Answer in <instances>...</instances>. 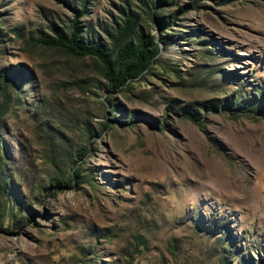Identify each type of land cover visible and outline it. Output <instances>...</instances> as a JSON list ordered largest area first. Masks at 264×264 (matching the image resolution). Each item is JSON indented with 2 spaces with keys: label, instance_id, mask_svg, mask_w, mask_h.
I'll use <instances>...</instances> for the list:
<instances>
[{
  "label": "rangeland",
  "instance_id": "374dc122",
  "mask_svg": "<svg viewBox=\"0 0 264 264\" xmlns=\"http://www.w3.org/2000/svg\"><path fill=\"white\" fill-rule=\"evenodd\" d=\"M191 1L141 21L173 39L107 92L92 59L26 42L69 23L62 0H0V264H264V119L223 105L264 108V0ZM90 2L96 32L121 0Z\"/></svg>",
  "mask_w": 264,
  "mask_h": 264
},
{
  "label": "trees",
  "instance_id": "16d2710c",
  "mask_svg": "<svg viewBox=\"0 0 264 264\" xmlns=\"http://www.w3.org/2000/svg\"><path fill=\"white\" fill-rule=\"evenodd\" d=\"M174 1L176 0H121L116 6V13L110 14L107 22L96 23L97 31L90 32L78 20L79 17L87 14V5L91 3L90 0H62L73 12L69 23L55 25L50 22L47 25L49 32L38 30L36 35L29 32L26 42L30 45L61 50L68 56H87L93 60L105 80L102 84L103 88L107 92L121 90L127 87L132 79L139 77L144 70L148 69L149 64L156 61L160 48L166 47L172 41L171 35L170 37L163 35L158 39L144 32L141 21L147 18L159 27L170 25L171 15L165 14L162 5L175 3ZM197 1L199 0H192L191 7L197 6ZM230 1L235 0H219V4H227ZM14 75L11 71L0 74V127L2 117L9 108ZM198 104L203 110H216L219 107L213 99L202 100ZM190 105L192 104L189 103L183 107L181 114L202 130L203 116L193 111ZM223 105L227 111L230 109L234 112L245 111L264 119V108L257 105L255 100H249L247 96L239 100L228 96L223 100ZM75 177L77 178L78 174L73 171L68 176V181H72ZM256 264H263V262L259 259Z\"/></svg>",
  "mask_w": 264,
  "mask_h": 264
}]
</instances>
